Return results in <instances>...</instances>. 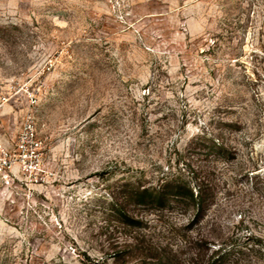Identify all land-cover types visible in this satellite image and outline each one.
<instances>
[{"label":"rangeland","instance_id":"374dc122","mask_svg":"<svg viewBox=\"0 0 264 264\" xmlns=\"http://www.w3.org/2000/svg\"><path fill=\"white\" fill-rule=\"evenodd\" d=\"M27 119L42 159L0 179V264H264V0H0V157ZM197 165L198 219L126 203Z\"/></svg>","mask_w":264,"mask_h":264},{"label":"trees","instance_id":"16d2710c","mask_svg":"<svg viewBox=\"0 0 264 264\" xmlns=\"http://www.w3.org/2000/svg\"><path fill=\"white\" fill-rule=\"evenodd\" d=\"M204 139L208 142L207 146L204 147L207 156L212 152L220 154L225 151V145L218 137H208L206 134ZM213 173L205 165H197L195 169L193 168L190 177L182 173L174 175L164 173L156 184L149 186L131 185L125 193L126 203L157 210H169L178 207L183 208L182 210L191 209L194 220L198 219L214 204V192L217 183ZM113 204H117V202ZM121 215L123 218L125 217L124 220L127 223L136 222L126 210ZM226 252L219 253L217 259L214 257L208 261V264H221L229 255L228 251Z\"/></svg>","mask_w":264,"mask_h":264},{"label":"built area","instance_id":"2783aa9c","mask_svg":"<svg viewBox=\"0 0 264 264\" xmlns=\"http://www.w3.org/2000/svg\"><path fill=\"white\" fill-rule=\"evenodd\" d=\"M40 143L36 138L33 119H27L16 143V153L5 148L0 157V179L6 184H11L15 169L31 172L37 168L42 159L39 152Z\"/></svg>","mask_w":264,"mask_h":264}]
</instances>
